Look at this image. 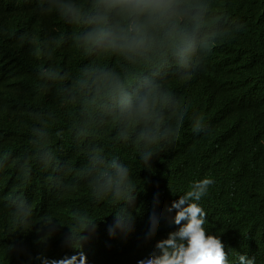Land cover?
<instances>
[{
  "label": "trees",
  "instance_id": "trees-1",
  "mask_svg": "<svg viewBox=\"0 0 264 264\" xmlns=\"http://www.w3.org/2000/svg\"><path fill=\"white\" fill-rule=\"evenodd\" d=\"M62 2L0 0V264H137L205 176L206 231L230 264H264V0H170L164 15ZM188 12L205 23L190 45ZM88 20L109 33L102 65L69 25Z\"/></svg>",
  "mask_w": 264,
  "mask_h": 264
},
{
  "label": "clouds",
  "instance_id": "clouds-1",
  "mask_svg": "<svg viewBox=\"0 0 264 264\" xmlns=\"http://www.w3.org/2000/svg\"><path fill=\"white\" fill-rule=\"evenodd\" d=\"M184 1V0H183ZM133 13H149L164 15L167 9L171 6L170 0H118ZM99 18L106 19L112 27V22L104 14H100ZM188 20L193 24V36L185 39V43L194 44L197 36L200 34L204 20L195 19L188 12ZM197 22L196 25H194ZM95 39L97 44L88 46L90 41L94 39H81L86 55L95 56L100 54L99 57L94 58L102 65V55L106 53L107 46H101L100 42L108 40L109 33L103 29L95 27ZM161 33H171V29L164 25L159 27ZM126 44L131 47L139 43L136 36L124 37ZM182 39L181 35L174 38V42ZM100 41V42H99ZM193 47V46H189ZM87 76L90 80L104 83L100 75L89 67L86 69ZM225 81V80H224ZM245 103V102H243ZM193 130L201 132L204 130V119L201 123L197 124ZM147 160L148 157H145ZM214 183L210 177H203L199 180L193 181L188 190L179 195L177 200L171 202L166 206L164 212L174 215L170 216V223L176 227L170 230L165 237L155 241L153 250L146 256L137 261V264H230L228 253L225 250L224 241L220 236L210 234L206 231L204 225L206 222V212L199 203L204 196L207 195L209 186ZM116 227L130 230V217L123 215H116ZM169 219V216H164ZM161 217L153 213L149 217V229L146 233V238L151 239L155 236ZM110 234L112 230L110 229ZM51 264H87V257L81 251L70 257H65L59 260H53ZM238 264H255V259L241 254L238 256Z\"/></svg>",
  "mask_w": 264,
  "mask_h": 264
},
{
  "label": "bare ground",
  "instance_id": "bare-ground-1",
  "mask_svg": "<svg viewBox=\"0 0 264 264\" xmlns=\"http://www.w3.org/2000/svg\"><path fill=\"white\" fill-rule=\"evenodd\" d=\"M66 1V2H64ZM85 0H63L62 3H66L64 4V8H68V9H72V10H75L76 12H79L80 10V7L82 5V3L84 2ZM69 25H76L78 27V34L80 35V39H84L85 41L87 39H92V36L94 37L95 36V24L90 22V20L88 21H84V22H77V21H71ZM97 39H92L89 43L88 46H94L97 44ZM92 53H94V55H98V54H95L96 51H92Z\"/></svg>",
  "mask_w": 264,
  "mask_h": 264
}]
</instances>
